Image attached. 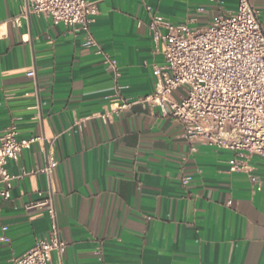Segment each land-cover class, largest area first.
<instances>
[{
  "label": "crops",
  "instance_id": "obj_1",
  "mask_svg": "<svg viewBox=\"0 0 264 264\" xmlns=\"http://www.w3.org/2000/svg\"><path fill=\"white\" fill-rule=\"evenodd\" d=\"M88 1L98 6L90 29L103 54L84 46V33L22 18L23 0H0V137L11 124L20 139L56 137L59 162L50 178L34 173L46 165L44 144L9 162L0 264L50 232L51 192L68 245L52 264H264V158L231 172L235 152L193 145L160 108L136 103L154 93L164 64L152 18L204 29L238 0ZM253 5L264 29V0ZM117 97L135 104L105 122Z\"/></svg>",
  "mask_w": 264,
  "mask_h": 264
},
{
  "label": "built area",
  "instance_id": "obj_2",
  "mask_svg": "<svg viewBox=\"0 0 264 264\" xmlns=\"http://www.w3.org/2000/svg\"><path fill=\"white\" fill-rule=\"evenodd\" d=\"M22 18L43 16L54 26L74 33H84V46L98 49L90 25L98 14L96 3L88 0H23ZM20 19L14 20L16 25ZM150 32L155 44L164 45V64L156 67L155 91L136 103L160 108L182 129L193 145L209 146L235 152L231 172L250 171L253 157L264 158V29L253 0H238L237 10L217 16L209 27L192 29L174 25L154 16ZM106 64L116 76L117 63L106 57ZM35 79V70L28 72ZM135 102L117 97L111 111L101 115L107 122ZM40 112V106L37 108ZM39 119L41 114L39 113ZM16 124H11L0 137V195L11 198L12 181L7 166L18 161L22 152L35 144L45 145L46 165L34 173L49 178L59 166L54 148L56 137L20 139ZM190 179L185 178L184 183ZM259 189L260 182L252 177ZM49 208L52 228L44 238L11 264H52L53 254L62 256L68 245L60 238L53 192L44 202Z\"/></svg>",
  "mask_w": 264,
  "mask_h": 264
}]
</instances>
